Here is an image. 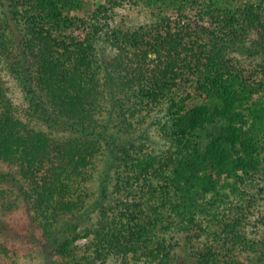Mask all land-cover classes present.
<instances>
[{
  "label": "trees",
  "instance_id": "1",
  "mask_svg": "<svg viewBox=\"0 0 264 264\" xmlns=\"http://www.w3.org/2000/svg\"><path fill=\"white\" fill-rule=\"evenodd\" d=\"M1 167L0 264H264V0H0Z\"/></svg>",
  "mask_w": 264,
  "mask_h": 264
},
{
  "label": "rangeland",
  "instance_id": "2",
  "mask_svg": "<svg viewBox=\"0 0 264 264\" xmlns=\"http://www.w3.org/2000/svg\"><path fill=\"white\" fill-rule=\"evenodd\" d=\"M5 80L8 82V96L12 99V101L16 105H23V97L22 93L17 88L16 82L9 76L4 77ZM24 106V105H23ZM37 128H41L39 124H34ZM5 167H1L0 169H4ZM96 188V180L95 178L92 179L88 185V192L95 191ZM26 207L25 203L22 202L19 198L16 199V207L13 213L8 217V222L11 226L15 227L16 229V223H20L22 219H24L26 216ZM3 238H5L4 235L0 233V243L5 241ZM13 243H15V248L17 249L16 253L10 254L11 257L9 261L16 264H64V260L57 257L54 253V251L50 250L49 246H43L40 245L38 247H34L28 242L21 241L18 242V240H11ZM10 241V243H11ZM23 241V243H21ZM89 240L88 239H80L77 241L76 246L78 247L77 255L79 257L81 256H88L90 254V251L88 249ZM11 246V244H10Z\"/></svg>",
  "mask_w": 264,
  "mask_h": 264
}]
</instances>
